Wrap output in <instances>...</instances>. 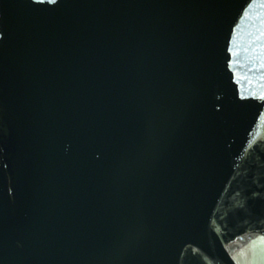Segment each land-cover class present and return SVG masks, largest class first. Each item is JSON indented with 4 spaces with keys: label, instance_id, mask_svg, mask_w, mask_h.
I'll use <instances>...</instances> for the list:
<instances>
[{
    "label": "water",
    "instance_id": "1",
    "mask_svg": "<svg viewBox=\"0 0 264 264\" xmlns=\"http://www.w3.org/2000/svg\"><path fill=\"white\" fill-rule=\"evenodd\" d=\"M0 264H264V0H0Z\"/></svg>",
    "mask_w": 264,
    "mask_h": 264
}]
</instances>
